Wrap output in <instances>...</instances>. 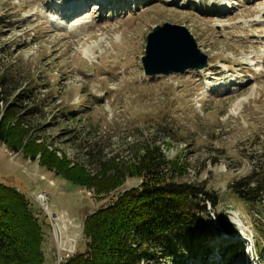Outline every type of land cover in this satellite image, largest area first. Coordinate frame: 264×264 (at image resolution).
Instances as JSON below:
<instances>
[{
    "label": "rangeland",
    "instance_id": "rangeland-1",
    "mask_svg": "<svg viewBox=\"0 0 264 264\" xmlns=\"http://www.w3.org/2000/svg\"><path fill=\"white\" fill-rule=\"evenodd\" d=\"M87 1L72 13L74 0H0V81L7 92L34 87L39 109L19 111L8 125L53 151L61 170L76 166L70 175L89 179L70 182L39 163L41 151L25 157L0 143V182L25 195L42 228L44 264L84 250L85 218L140 187L146 177L133 167L157 145L176 165L162 167L166 181L199 183L217 197L208 208L218 236L203 239L210 254L195 264H264V240L253 228L264 203L248 207L230 189L253 169L264 171V0ZM164 22L190 31L205 67L144 73L146 36ZM111 177L121 180L113 186ZM215 213L233 233L216 230ZM229 244L243 253L221 256Z\"/></svg>",
    "mask_w": 264,
    "mask_h": 264
},
{
    "label": "trees",
    "instance_id": "trees-1",
    "mask_svg": "<svg viewBox=\"0 0 264 264\" xmlns=\"http://www.w3.org/2000/svg\"><path fill=\"white\" fill-rule=\"evenodd\" d=\"M0 85V101L5 100V106L0 107V143L6 144L10 151H20L25 157L41 151L39 163L42 166L55 168L70 182L79 185L88 182L82 171L76 178L70 175L69 171L76 166L69 171L61 170L63 160H59L53 151L48 152L45 147L35 144L26 130L8 125L19 111L22 117L37 113L38 105H33L32 101L34 87L16 93V88L6 91L4 79ZM9 95L12 98L7 100ZM85 152L89 158L91 149L86 148ZM165 165L176 168L175 163L170 164L165 159L158 145L146 148L132 172L146 179L140 187L125 190L113 204L89 214L83 224L84 250L69 255L60 264H195V258L207 256L210 249L204 254L206 243L203 239L218 236L213 233L208 208H215L217 197L199 183L166 181L162 174ZM120 180L121 177H111L109 182L115 186ZM101 184L102 181L96 183L100 190L104 189ZM230 189L246 206L261 205L264 203V171L259 173L253 169L232 182ZM261 215L259 213L253 224L258 240H264ZM215 218L216 230L234 232L218 213ZM42 237V228L28 209L25 195L16 187L0 182V264H44ZM240 247L237 250L236 244L226 245L220 249V254L243 253V247ZM203 261L206 264L204 258Z\"/></svg>",
    "mask_w": 264,
    "mask_h": 264
},
{
    "label": "water",
    "instance_id": "water-1",
    "mask_svg": "<svg viewBox=\"0 0 264 264\" xmlns=\"http://www.w3.org/2000/svg\"><path fill=\"white\" fill-rule=\"evenodd\" d=\"M141 63L146 75H168L205 67L207 55L184 25L164 22L147 34Z\"/></svg>",
    "mask_w": 264,
    "mask_h": 264
},
{
    "label": "bare ground",
    "instance_id": "bare-ground-1",
    "mask_svg": "<svg viewBox=\"0 0 264 264\" xmlns=\"http://www.w3.org/2000/svg\"><path fill=\"white\" fill-rule=\"evenodd\" d=\"M84 1H87V0H74V2H75V4H73L72 6H69L70 8H72L73 9V12L72 13H78V12H80V9H83V7H84V9H85V4L86 3H84ZM87 2H89V1H87ZM93 2H95L96 3V5H98V3L101 5V6H104V5H109V1L108 0H106V1H103V0H93ZM76 4H78V5H76ZM76 5V6H75ZM87 5V4H86ZM65 11V10H64ZM83 11V10H82ZM66 12V11H65ZM67 13V12H66ZM71 13V14H72ZM68 16H70V17H68ZM67 17L68 18H71L73 15H68Z\"/></svg>",
    "mask_w": 264,
    "mask_h": 264
},
{
    "label": "built area",
    "instance_id": "built-area-1",
    "mask_svg": "<svg viewBox=\"0 0 264 264\" xmlns=\"http://www.w3.org/2000/svg\"><path fill=\"white\" fill-rule=\"evenodd\" d=\"M39 198L42 200V201H44V200H46V198H45V194H40L39 195ZM43 205H44V207L45 208H47V204L46 203H43ZM54 218V220L56 221H58V216L57 215H55V217H53ZM56 225V224H55ZM55 231H57V230H55Z\"/></svg>",
    "mask_w": 264,
    "mask_h": 264
},
{
    "label": "crops",
    "instance_id": "crops-1",
    "mask_svg": "<svg viewBox=\"0 0 264 264\" xmlns=\"http://www.w3.org/2000/svg\"><path fill=\"white\" fill-rule=\"evenodd\" d=\"M58 216V215H57ZM66 230V229H65Z\"/></svg>",
    "mask_w": 264,
    "mask_h": 264
}]
</instances>
